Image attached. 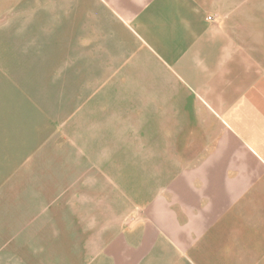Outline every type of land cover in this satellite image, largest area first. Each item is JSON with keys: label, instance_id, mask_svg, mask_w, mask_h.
Wrapping results in <instances>:
<instances>
[{"label": "crops", "instance_id": "obj_1", "mask_svg": "<svg viewBox=\"0 0 264 264\" xmlns=\"http://www.w3.org/2000/svg\"><path fill=\"white\" fill-rule=\"evenodd\" d=\"M63 3L58 20L56 0H0V173L40 170L64 77L66 125L86 160L121 174L105 161L132 141L150 174L130 181L120 212L83 218L98 249L78 264H264V0ZM73 77L85 80L75 112ZM170 140L207 142L192 151L203 159L153 188ZM6 221L3 235H42L34 218Z\"/></svg>", "mask_w": 264, "mask_h": 264}, {"label": "rangeland", "instance_id": "obj_2", "mask_svg": "<svg viewBox=\"0 0 264 264\" xmlns=\"http://www.w3.org/2000/svg\"><path fill=\"white\" fill-rule=\"evenodd\" d=\"M63 1L56 0L58 20L64 17V13L61 12L64 10ZM212 19L211 16L207 18L208 21ZM79 63L81 62L74 61L73 66ZM82 79L73 77V86L67 84L71 93V105L74 106L72 112H75V107L80 104L81 81H85ZM65 80L64 77L60 80L58 77L57 81L55 136L53 137L51 133L50 140L42 142V152H47V155L34 158L42 162L40 170L34 173L14 174L13 177L12 174L8 176L0 173V264H78L84 253V247L88 248L89 256L98 249L96 237L80 235L84 234L83 229H88L90 232L89 229L92 227L89 225L88 228V225H84L83 218L90 219L96 214L98 207L104 212L103 215L109 214L107 208H115L116 212H120L123 205L119 202L128 198L131 193L130 181L142 182L150 175L146 173L148 159L145 151L137 149L132 154L128 152L134 146L135 142L132 141H120L121 148L109 151L110 155L105 161L114 167L110 169L121 170V174L109 173L107 166L106 171L103 172L101 169L102 173H99L96 167L92 166L90 159L86 160L82 142L72 139L71 137L75 135L69 133V128L70 130L72 127L75 128V123L71 125L70 121L69 128L66 125V113L68 117L70 109L65 106ZM60 96L62 97L59 99ZM162 143L167 144L168 150L167 153L163 150V159L160 162L162 167H154V172L151 174L153 188L174 178L176 172L173 171H177L179 165L188 168L199 164L203 158L193 157L192 151L203 149L207 145V142H203V146L198 147L202 142L192 140H170ZM136 144L140 145L141 142ZM157 162L158 159L154 158L153 163ZM160 169L161 172H158ZM118 184H122L121 188L116 187ZM155 190L153 189L154 192ZM49 212L56 214L58 235L55 238L44 235L47 232L44 230L49 228V224L47 221L44 227L41 218L44 219ZM18 216H24L25 219L34 218L41 228L39 232L42 235L38 237L3 235L5 231L1 229L8 224L6 220ZM31 223L32 221L25 222L27 226ZM65 228L71 229L72 237L62 234V229ZM51 239L55 242L53 250L49 248ZM82 242L85 245L82 246Z\"/></svg>", "mask_w": 264, "mask_h": 264}]
</instances>
